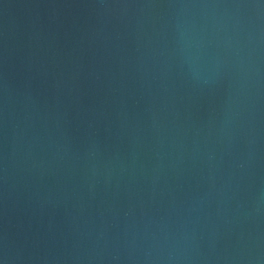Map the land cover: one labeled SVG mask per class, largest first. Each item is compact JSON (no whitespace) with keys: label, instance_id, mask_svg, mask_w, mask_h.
<instances>
[{"label":"water","instance_id":"obj_1","mask_svg":"<svg viewBox=\"0 0 264 264\" xmlns=\"http://www.w3.org/2000/svg\"><path fill=\"white\" fill-rule=\"evenodd\" d=\"M0 264H264V0H0Z\"/></svg>","mask_w":264,"mask_h":264}]
</instances>
